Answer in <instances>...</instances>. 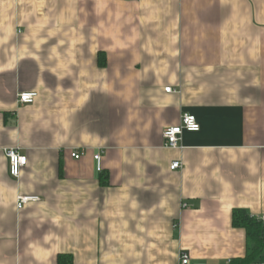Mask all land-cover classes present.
<instances>
[{"label": "crops", "instance_id": "crops-1", "mask_svg": "<svg viewBox=\"0 0 264 264\" xmlns=\"http://www.w3.org/2000/svg\"><path fill=\"white\" fill-rule=\"evenodd\" d=\"M235 210L264 216V0H0V264H226Z\"/></svg>", "mask_w": 264, "mask_h": 264}, {"label": "built area", "instance_id": "built-area-1", "mask_svg": "<svg viewBox=\"0 0 264 264\" xmlns=\"http://www.w3.org/2000/svg\"><path fill=\"white\" fill-rule=\"evenodd\" d=\"M165 93H170L171 89H164ZM37 97L36 93H21L17 96V102L19 105H30L34 102ZM200 131V125L198 124L196 118L190 114H183L180 117V122L175 127H169L163 130L162 138L164 142V148L175 150L182 149L181 140L184 133H198ZM83 156V153L79 151H73L71 153V157L74 160H79ZM5 157L8 161V172L9 175L17 179L21 173V170L27 165V158L25 156H21L18 153L17 149H9L5 151ZM97 171L101 170V155H95L93 157ZM180 162H173L170 166L172 171L181 169ZM36 197H18L17 199V209H21L25 204L29 202L37 201ZM185 207V205H184ZM261 221L264 222V216L260 218ZM189 257L187 254L179 255V264H188ZM226 264H231V261H228Z\"/></svg>", "mask_w": 264, "mask_h": 264}, {"label": "trees", "instance_id": "trees-1", "mask_svg": "<svg viewBox=\"0 0 264 264\" xmlns=\"http://www.w3.org/2000/svg\"><path fill=\"white\" fill-rule=\"evenodd\" d=\"M102 64V63H101ZM232 226L243 229L247 240V253L243 259L231 261V264H264V222L249 216L243 210H235ZM58 264H72L70 257L60 256Z\"/></svg>", "mask_w": 264, "mask_h": 264}]
</instances>
